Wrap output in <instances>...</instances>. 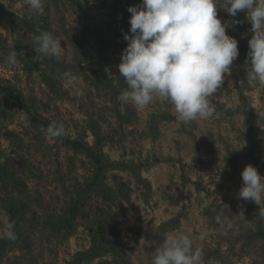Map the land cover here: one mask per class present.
Segmentation results:
<instances>
[{
    "label": "rangeland",
    "instance_id": "374dc122",
    "mask_svg": "<svg viewBox=\"0 0 264 264\" xmlns=\"http://www.w3.org/2000/svg\"><path fill=\"white\" fill-rule=\"evenodd\" d=\"M0 2L12 14L0 22V264H152L169 232L189 235L203 264H264V203L237 196L246 165L264 176V85H248L247 54L209 98L214 116L185 125L170 102L138 110L122 98L127 8L142 0H44L42 14ZM218 16L240 21L226 31L249 52L246 11ZM45 31L61 40L59 60L33 50ZM53 121L64 136L47 135ZM5 215L15 240L2 238Z\"/></svg>",
    "mask_w": 264,
    "mask_h": 264
},
{
    "label": "clouds",
    "instance_id": "9594fccd",
    "mask_svg": "<svg viewBox=\"0 0 264 264\" xmlns=\"http://www.w3.org/2000/svg\"><path fill=\"white\" fill-rule=\"evenodd\" d=\"M31 11L42 14L44 0H27ZM218 8L232 18L246 11L252 36L248 41L251 70L247 71L250 87L264 85V0H142L127 8L131 13L130 29L123 33L127 46L118 65L119 75L127 88L122 98L138 110H144L157 100L174 106L177 121L185 125L197 119H210L215 107L210 97L222 87L226 74L239 56L238 41L227 34L239 24L236 19L221 20ZM33 50L43 57L60 59L64 55L61 40L50 32L35 36ZM16 64L17 52H9ZM70 85L77 82L71 72L62 73ZM52 138L64 136L63 124L53 121L47 127ZM242 185L238 199L264 203V176L251 164L241 172ZM244 218L243 210L239 214ZM264 217V211L260 212ZM221 223V217H216ZM231 228L230 221H226ZM3 237L15 240V224L5 215ZM206 233H201L204 239ZM152 264H203L202 251L193 247L189 235L183 232L165 234L155 250Z\"/></svg>",
    "mask_w": 264,
    "mask_h": 264
},
{
    "label": "trees",
    "instance_id": "16d2710c",
    "mask_svg": "<svg viewBox=\"0 0 264 264\" xmlns=\"http://www.w3.org/2000/svg\"><path fill=\"white\" fill-rule=\"evenodd\" d=\"M9 15H12V14H10L6 10V8L4 7V5L0 2V22L6 20ZM25 24H26V26L28 27L29 30L34 31V32L38 31L37 29L40 27V26L36 25V23L30 22V21H25ZM238 47H239V52H241V53H243L245 55L246 54L248 55V50L245 47H243L241 45L238 46ZM19 54L21 55V52H19ZM8 96H9V98H11L14 101H19L18 96L15 95V93L12 92L11 90H8ZM69 145L71 147L75 148L77 151H82V150L85 151L89 155V157L92 159L93 163L96 166H99L101 164V162H102L101 156H99L97 154H94L93 151L90 148L86 147L85 144H82V143L80 144V143H77V142H69ZM12 212H13V214H16L18 212L17 211V208L13 207L12 208ZM14 219L16 221V224H15V227H16L17 220H16L15 217H14ZM262 237L264 238V235L263 234H262Z\"/></svg>",
    "mask_w": 264,
    "mask_h": 264
}]
</instances>
